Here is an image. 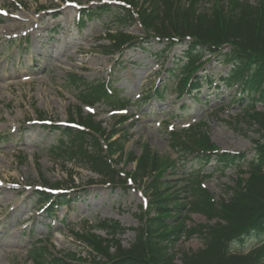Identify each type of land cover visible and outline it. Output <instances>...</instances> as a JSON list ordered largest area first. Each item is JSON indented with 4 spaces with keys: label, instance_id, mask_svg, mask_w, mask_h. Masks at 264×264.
Masks as SVG:
<instances>
[{
    "label": "rangeland",
    "instance_id": "obj_1",
    "mask_svg": "<svg viewBox=\"0 0 264 264\" xmlns=\"http://www.w3.org/2000/svg\"><path fill=\"white\" fill-rule=\"evenodd\" d=\"M138 1L141 6L150 2ZM97 2L100 0H0V264H40L31 254L34 246H42L55 256L85 262L89 249L78 238L84 226L94 227L104 220H117L126 228L138 224L137 215L144 201L142 186L133 184L126 190L92 183L99 177L91 171L78 164H64L50 154L49 149L57 147L62 136L36 119L61 124L77 112V88L65 82L69 71L83 74L89 82L107 79L113 83L126 109L113 116L109 101H100L92 105L93 115L106 129L112 127L117 115L128 117L119 126V134L128 139L126 151L138 155L146 143L161 157L172 159L175 154L169 146L168 126L181 128L201 121L221 151L246 152L247 158L253 152L252 141L258 137L256 126L237 104L239 95H233L236 85L224 88L217 81L219 89L204 84L194 97L184 94L178 98L166 93L162 99L152 92L147 102L137 101L149 95L151 87L164 84L165 70L176 64L185 44L166 50L163 43L150 39L144 48L129 47L121 55L109 54L101 49L108 31L134 36H143L144 31L137 21L130 24L116 19V13L78 27L77 9ZM200 6L208 10L211 2L203 0ZM204 69L197 74L212 75L216 80L225 75L218 58ZM256 107L264 110L262 102ZM80 110L82 115L88 112L82 105ZM180 164L184 166L174 170V179H179L182 171L200 169L203 185L216 201L228 196L224 189L233 183L237 168L221 170L222 165L214 161L200 167L196 158L181 160ZM118 167L129 172L134 164L124 160ZM179 185L174 181L171 190L175 193ZM50 187L71 199L68 204L53 205L51 215L46 213L50 204L40 203L37 194L42 191L56 195ZM196 223L208 221L196 213L186 218L187 225ZM95 230L106 236L104 230ZM118 239L128 246L134 232L126 230ZM201 247L196 236L176 242V263L180 264L182 251Z\"/></svg>",
    "mask_w": 264,
    "mask_h": 264
},
{
    "label": "trees",
    "instance_id": "obj_2",
    "mask_svg": "<svg viewBox=\"0 0 264 264\" xmlns=\"http://www.w3.org/2000/svg\"><path fill=\"white\" fill-rule=\"evenodd\" d=\"M116 1L126 6L103 2L93 8L81 9L78 25L113 13L124 23L138 21L145 31L144 36H131L121 31L107 33L109 42L102 48L108 53L121 52L126 46L144 48L150 39L165 43V48L177 43L185 44L178 60L180 63L166 69L168 78L163 87L169 92H176L179 97L193 91L198 93L201 84L198 77H192V72L210 61H201L202 58L205 55L218 58L223 66L228 65L225 76H220L219 80L225 87L234 83L241 86L237 103L243 115L256 126L258 137L253 139V153L247 158L245 152H219L202 129V123L190 129L170 132V145L177 153L182 152L185 157L195 154L200 162L214 159L223 168H238L233 184L227 185L224 190L227 198L215 201L210 192L201 186L199 175L194 173L189 175L185 172L184 183L180 187L182 197L170 191L163 174L174 167V162L160 158L146 144L139 156L133 152L126 154V137L119 134L113 138L119 133L118 128L112 127L107 131L90 115L77 120L86 129L84 131L56 127L67 141L51 149V153L66 161H77L101 176V182L125 187V177L130 176L133 183L140 185L145 178H150L144 186L149 196L148 205L137 216L138 225L131 228L134 240L128 247L122 246L117 238L126 228L116 221L101 225L108 238L90 231L79 235L78 238L94 252L89 263L176 264L172 249L175 242L197 236L203 246L195 251L182 252L180 264H264V110H257L255 105L257 101L264 104V0H257L255 4L242 0H208L211 2L208 10L201 9L203 0H150L147 6L139 5L138 0ZM66 81L68 85L81 87L77 97L83 103L91 105L107 100L115 109H122L125 105L105 81L87 82L83 75L75 73H68ZM205 82L211 84V77H206ZM154 92L160 98L164 94L158 86ZM146 99L148 97L144 96L142 102ZM124 120L120 116L115 124H122ZM124 155L127 162H135V170L120 175L121 170L116 166ZM242 164L245 169H241ZM39 195V200L49 198L43 193ZM56 200L60 204L70 202L65 195L57 196ZM191 213H200L208 220L216 221L189 226L185 220ZM252 233L262 236L261 244L248 254H232V243ZM31 253L40 264L46 261L50 264H83L77 258L65 260L53 257L42 247H34Z\"/></svg>",
    "mask_w": 264,
    "mask_h": 264
},
{
    "label": "bare ground",
    "instance_id": "obj_3",
    "mask_svg": "<svg viewBox=\"0 0 264 264\" xmlns=\"http://www.w3.org/2000/svg\"><path fill=\"white\" fill-rule=\"evenodd\" d=\"M13 17V16H12Z\"/></svg>",
    "mask_w": 264,
    "mask_h": 264
}]
</instances>
